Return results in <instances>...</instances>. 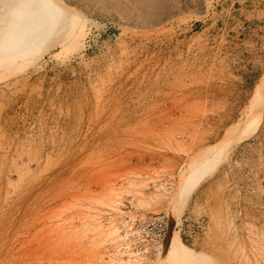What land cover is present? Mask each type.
Segmentation results:
<instances>
[{"label": "rangeland", "instance_id": "1", "mask_svg": "<svg viewBox=\"0 0 264 264\" xmlns=\"http://www.w3.org/2000/svg\"><path fill=\"white\" fill-rule=\"evenodd\" d=\"M263 80L264 0H0V264H105L123 207L170 221L127 264H264Z\"/></svg>", "mask_w": 264, "mask_h": 264}, {"label": "built area", "instance_id": "2", "mask_svg": "<svg viewBox=\"0 0 264 264\" xmlns=\"http://www.w3.org/2000/svg\"><path fill=\"white\" fill-rule=\"evenodd\" d=\"M97 25L88 27V38L96 31ZM103 34L110 31L106 24L101 25ZM101 37V34H97ZM121 215L107 213L103 221L106 225L113 222L116 235L112 237L102 253L105 264H127L135 259L157 255L169 236L170 221L165 213L145 214L131 212L127 208L120 210Z\"/></svg>", "mask_w": 264, "mask_h": 264}, {"label": "bare ground", "instance_id": "3", "mask_svg": "<svg viewBox=\"0 0 264 264\" xmlns=\"http://www.w3.org/2000/svg\"><path fill=\"white\" fill-rule=\"evenodd\" d=\"M264 95V80L261 82V84L256 88L255 92H253V96L251 98V101L249 103L248 109H247V116L245 118V123L249 127H256L258 125L257 120V108L259 101ZM172 238L176 237V233L172 230L171 232ZM188 264H199L196 262H189Z\"/></svg>", "mask_w": 264, "mask_h": 264}, {"label": "trees", "instance_id": "4", "mask_svg": "<svg viewBox=\"0 0 264 264\" xmlns=\"http://www.w3.org/2000/svg\"><path fill=\"white\" fill-rule=\"evenodd\" d=\"M260 113H261V108H260L259 111H258V118H259V116H260Z\"/></svg>", "mask_w": 264, "mask_h": 264}]
</instances>
